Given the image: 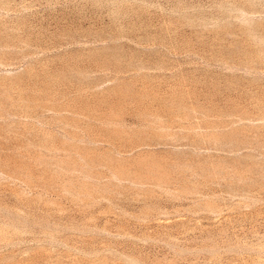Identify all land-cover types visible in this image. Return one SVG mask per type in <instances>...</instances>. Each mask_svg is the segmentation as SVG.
Listing matches in <instances>:
<instances>
[{"label":"rangeland","instance_id":"1","mask_svg":"<svg viewBox=\"0 0 264 264\" xmlns=\"http://www.w3.org/2000/svg\"><path fill=\"white\" fill-rule=\"evenodd\" d=\"M0 264H264V0H0Z\"/></svg>","mask_w":264,"mask_h":264}]
</instances>
